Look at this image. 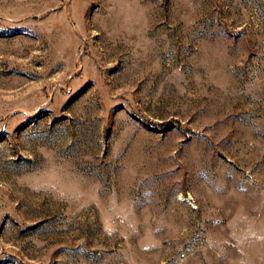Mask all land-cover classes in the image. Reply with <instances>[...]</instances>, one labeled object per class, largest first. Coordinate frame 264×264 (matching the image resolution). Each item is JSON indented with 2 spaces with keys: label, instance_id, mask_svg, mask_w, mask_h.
<instances>
[{
  "label": "rangeland",
  "instance_id": "1",
  "mask_svg": "<svg viewBox=\"0 0 264 264\" xmlns=\"http://www.w3.org/2000/svg\"><path fill=\"white\" fill-rule=\"evenodd\" d=\"M0 264H264V0H0Z\"/></svg>",
  "mask_w": 264,
  "mask_h": 264
},
{
  "label": "trees",
  "instance_id": "2",
  "mask_svg": "<svg viewBox=\"0 0 264 264\" xmlns=\"http://www.w3.org/2000/svg\"><path fill=\"white\" fill-rule=\"evenodd\" d=\"M166 125H168V128H166V129H170L169 127H170V123H168V124H166Z\"/></svg>",
  "mask_w": 264,
  "mask_h": 264
}]
</instances>
